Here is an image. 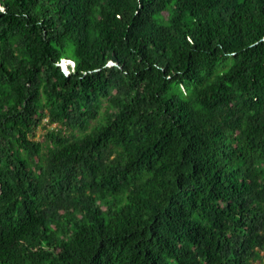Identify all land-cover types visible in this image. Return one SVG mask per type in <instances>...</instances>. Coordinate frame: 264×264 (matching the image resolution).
<instances>
[{
	"label": "trees",
	"instance_id": "trees-1",
	"mask_svg": "<svg viewBox=\"0 0 264 264\" xmlns=\"http://www.w3.org/2000/svg\"><path fill=\"white\" fill-rule=\"evenodd\" d=\"M0 264H264V0H0Z\"/></svg>",
	"mask_w": 264,
	"mask_h": 264
},
{
	"label": "clouds",
	"instance_id": "clouds-1",
	"mask_svg": "<svg viewBox=\"0 0 264 264\" xmlns=\"http://www.w3.org/2000/svg\"><path fill=\"white\" fill-rule=\"evenodd\" d=\"M64 64H65V59L64 58L60 59L59 65L63 66ZM55 125H56V123H55ZM55 125H54V127H55Z\"/></svg>",
	"mask_w": 264,
	"mask_h": 264
}]
</instances>
